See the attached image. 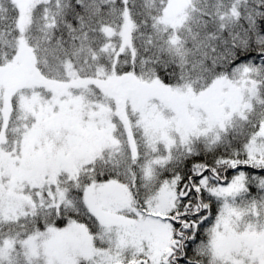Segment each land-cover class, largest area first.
<instances>
[{"label":"snow or ice","instance_id":"6c2138e0","mask_svg":"<svg viewBox=\"0 0 264 264\" xmlns=\"http://www.w3.org/2000/svg\"><path fill=\"white\" fill-rule=\"evenodd\" d=\"M0 264H264V0H0Z\"/></svg>","mask_w":264,"mask_h":264}]
</instances>
